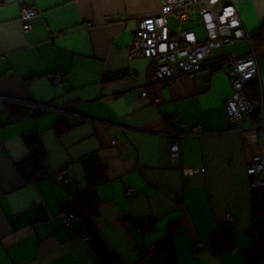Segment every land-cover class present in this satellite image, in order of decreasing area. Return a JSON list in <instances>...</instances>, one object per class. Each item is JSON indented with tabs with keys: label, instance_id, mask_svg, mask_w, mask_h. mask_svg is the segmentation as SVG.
<instances>
[{
	"label": "crops",
	"instance_id": "crops-1",
	"mask_svg": "<svg viewBox=\"0 0 264 264\" xmlns=\"http://www.w3.org/2000/svg\"><path fill=\"white\" fill-rule=\"evenodd\" d=\"M162 5L0 0V264H102L82 238L85 220L64 223V207L89 188L82 160L91 156L107 170V181L91 190L100 200L91 220L116 257L113 264H164L155 248L173 223L179 264H246L254 190L247 166L264 152L258 128L264 51L258 53L263 117L231 124L225 101L233 87L220 51L193 76L179 74L170 84L152 78L149 60H130L138 22L160 14ZM24 8L38 12L28 32L20 19ZM239 10L252 38L264 23V0H243ZM190 17L182 28L205 40L200 14ZM170 32L178 37L176 15ZM253 49L245 39L228 51L241 58ZM58 72L65 75L60 87L53 83ZM197 126L202 134L194 132ZM28 133L48 153V178L32 184L15 169L30 156ZM175 134L181 158L172 161ZM63 171L66 183L58 180ZM141 223L152 231L143 233ZM222 231L234 235V252L210 249L209 240Z\"/></svg>",
	"mask_w": 264,
	"mask_h": 264
},
{
	"label": "built area",
	"instance_id": "built-area-1",
	"mask_svg": "<svg viewBox=\"0 0 264 264\" xmlns=\"http://www.w3.org/2000/svg\"><path fill=\"white\" fill-rule=\"evenodd\" d=\"M163 5L160 14L141 19L135 32L134 42L129 50L130 60L140 58L151 62L150 72L154 80L165 84L172 83L179 74L193 76L201 66L214 58L216 51H220V64L228 68L230 81L233 87L231 96L225 101L228 119L231 124L239 120L248 121L253 117L262 118L263 111L260 102L255 101L248 92V85L257 82L261 85V75L258 64V53L252 52L244 57L233 56L228 48L241 40H249L239 4L243 0H162ZM198 12L202 18L206 31V39H197L195 31L184 30L182 26L191 21L190 14ZM38 12L34 8H24L20 19L25 32L33 28L32 21ZM176 15L179 23L178 37L170 32V17ZM88 27H92L89 24ZM53 83L60 87L65 83L63 73L54 74ZM149 94L146 90L142 97ZM259 133L264 140V121L261 120ZM195 133L202 134L200 127L194 128ZM171 145V159L177 161L181 158V148L178 135H174ZM113 145L117 140L113 138ZM263 148V144H262ZM185 174L204 173L205 170L184 169ZM247 174L251 178L253 189L264 188V152L254 155L247 166ZM60 182L66 183L70 179L63 171L58 175ZM132 193V190H129ZM74 220L73 215L64 216V223L70 226ZM87 239V235L82 236Z\"/></svg>",
	"mask_w": 264,
	"mask_h": 264
},
{
	"label": "trees",
	"instance_id": "trees-1",
	"mask_svg": "<svg viewBox=\"0 0 264 264\" xmlns=\"http://www.w3.org/2000/svg\"><path fill=\"white\" fill-rule=\"evenodd\" d=\"M252 44L254 50L259 53L264 51V23L257 35L253 36ZM248 92L255 101L260 102L261 89L257 82L248 85ZM26 114V113H25ZM24 114V115H25ZM59 133H61L59 131ZM23 140L30 151V156L15 164V169L26 184L37 183L40 180L48 178L46 163L48 153L37 134L28 133L23 136ZM89 188L75 195L67 204L63 212L65 215L71 214L74 220H85L84 228L80 231L87 235L93 250L102 264H113L117 261L116 257L103 245L98 233L92 223L91 213L99 209L100 200L91 190L107 181V170L101 168L95 156L83 158L82 160ZM253 205V247L245 254L246 264H264V188H257L252 193ZM89 214V215H87ZM143 233L152 231V226L139 224ZM178 229V224L173 223L168 228L166 239L161 242L155 252L161 258L164 264H179L174 238ZM210 249L217 254L224 252H234L237 249L235 237L232 233L222 231L209 240Z\"/></svg>",
	"mask_w": 264,
	"mask_h": 264
}]
</instances>
